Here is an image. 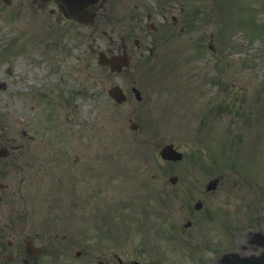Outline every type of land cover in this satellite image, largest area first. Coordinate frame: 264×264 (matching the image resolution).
Masks as SVG:
<instances>
[{"label": "rangeland", "instance_id": "374dc122", "mask_svg": "<svg viewBox=\"0 0 264 264\" xmlns=\"http://www.w3.org/2000/svg\"><path fill=\"white\" fill-rule=\"evenodd\" d=\"M184 1L188 9L200 8L194 22L185 19L172 31L163 30L153 50L132 52L130 66L119 73L95 62L84 36L74 47L70 38L66 47L64 40L71 36L64 34L65 46L58 52L61 41L50 39L53 46L44 58L29 29L30 23L41 25L39 17L11 19L0 8V120L10 135L11 126L33 135L14 155L31 159L27 155L34 154L42 163L35 171L30 168L33 175L27 170L24 179L13 178L20 187L16 204L36 206L33 222L53 213L54 208L39 210L49 201L62 202L57 213L62 217V206L71 201L68 194L79 187L83 198L95 196L102 206V214L92 211L91 231L110 234L115 251L128 259L217 264L222 251L244 245L247 230L264 232V0ZM11 26L21 30L11 31ZM33 30L40 33L39 26ZM50 59L58 66L47 83L57 89L39 98L43 90H33L40 87L36 77L51 73ZM114 84L126 91L125 101L108 95ZM132 85L140 89L141 100ZM21 88L30 90L12 94ZM52 124L63 138L56 143L45 140L51 138ZM169 142L183 153L181 159L160 157ZM53 144L63 145L64 156ZM221 159L241 162L255 180L232 174L226 161L230 179L204 194L206 181L221 171ZM93 163V174L82 172ZM74 171L78 174L70 175ZM171 177H176L173 183ZM33 187L42 194L32 193ZM4 198L0 208L6 210L8 192ZM196 200L203 203L199 210L193 209ZM188 219L193 223L184 227ZM98 245L103 251L104 244Z\"/></svg>", "mask_w": 264, "mask_h": 264}, {"label": "flooded vegetation", "instance_id": "af4514ba", "mask_svg": "<svg viewBox=\"0 0 264 264\" xmlns=\"http://www.w3.org/2000/svg\"><path fill=\"white\" fill-rule=\"evenodd\" d=\"M0 8L8 10L6 14L11 19L39 17L41 25L36 22L30 23L31 28L29 29L34 31L33 37L38 38L44 58H47V51L53 46L49 42L50 39L54 44L61 41L62 47L58 50L56 48V51L63 50L65 45L62 37L65 34L71 36L64 40L69 43L68 45L66 43V47L71 46L70 38L73 39L72 47H74L79 44L75 40L78 38L80 41V36H84L89 40L86 48L90 50L93 57L105 53L106 57L111 58L124 53L128 55L130 63L132 52L141 47L144 50H153L157 35L165 29L172 31L175 24L191 19L192 15V7L188 9L184 0H0ZM194 14L196 15L197 11ZM37 26L40 28V33L33 30ZM17 29L21 30L19 27L11 26V31H18ZM16 44L19 43H15L14 46ZM32 61L38 64L44 60ZM48 61L52 63L51 68L53 67L51 73L46 72V75L41 78L34 76L40 81V87L33 90L39 92L41 86L43 90L39 92V98L46 95L53 96L52 90L56 87L55 83L48 87L47 79L48 74L51 75L57 71L58 65L55 64L57 59ZM102 67L109 68V65H102ZM27 91L21 88L13 91L12 94L22 96L26 95ZM36 95L37 93H34V96ZM4 111L9 112L5 108ZM2 120L5 122V119L2 118ZM52 126L53 124L49 129L52 133L51 138L45 140L56 143L63 138L56 134ZM9 131V126L1 123L0 120V202L5 199L4 191L8 192L7 209L0 208V264H134L135 261L140 260L137 257L128 259L127 254L115 251L108 236H97L89 227L85 231L84 221L76 223V216L80 215V209H84L85 202L89 208L95 204V196L93 198L87 196L88 199L80 197L79 187L68 194L71 195V201L60 210L62 217L57 216L62 202L60 204L49 201L45 206H41L46 209V212L54 208L53 213H44L43 219L38 220L37 223L33 222L36 217L32 216V211H35L36 206H32L31 209L26 205L19 206L20 203L16 204L20 194L17 195L15 189L20 190V187H15L13 178L16 176L20 180L24 179L27 170L29 172L31 168L30 171H35L41 167L42 163L40 159H34V154L27 155L26 158L31 159H19V154L14 155L15 151L23 152V143L27 144L26 139L33 138V135L25 129L17 131L13 126H11V131H14V134L10 135ZM18 138L21 141L18 142ZM53 145L56 149L63 146L60 144L57 148L55 144ZM29 150L31 149L27 148V151ZM60 152L64 156V148H61ZM63 160L54 161L62 164ZM234 163L235 161H232V165ZM35 165L38 166L35 167ZM94 168L93 163L89 168L82 167V172L85 170L93 174ZM231 173L235 172L231 170ZM29 174L33 175L31 172ZM76 174H78L77 171H74L70 175ZM227 175L228 171H221L217 176L218 181L215 188L223 184L224 180L230 179ZM35 177L36 180L40 179ZM11 184L14 189L11 188ZM215 188L204 190L203 193H212ZM93 189L94 183L88 191L92 192ZM30 191L34 194L43 192L34 187ZM227 191L222 189L225 198H228ZM47 194L43 193L48 196ZM97 240L100 242L94 244ZM100 243L104 244L103 251L97 248Z\"/></svg>", "mask_w": 264, "mask_h": 264}, {"label": "water", "instance_id": "95a60500", "mask_svg": "<svg viewBox=\"0 0 264 264\" xmlns=\"http://www.w3.org/2000/svg\"><path fill=\"white\" fill-rule=\"evenodd\" d=\"M105 62L108 61L106 60ZM135 91H136V96L139 99L140 98L139 92L137 90ZM109 92L117 102H121L122 100L125 99V95L123 94L121 89L117 86L111 88ZM160 153L164 158H169V159H177L181 157V153L177 152L173 148L172 144L164 145L163 148L160 150ZM209 186H212V184H209ZM256 242H260L261 244H263L264 247V237H261L260 239V237L258 236ZM224 261L227 262L228 264H264V248L259 255L241 256L235 254L232 255L231 257L225 258Z\"/></svg>", "mask_w": 264, "mask_h": 264}]
</instances>
